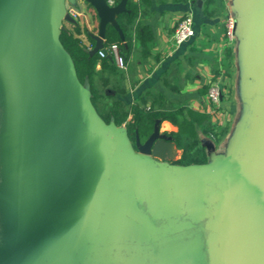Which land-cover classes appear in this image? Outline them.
<instances>
[{"label": "water", "instance_id": "water-1", "mask_svg": "<svg viewBox=\"0 0 264 264\" xmlns=\"http://www.w3.org/2000/svg\"><path fill=\"white\" fill-rule=\"evenodd\" d=\"M74 1L0 0V264H63L71 258L83 242L99 188V183L85 180L86 171L76 170L75 164L81 167L87 161L78 152L104 155L111 160V168L115 160L132 154L126 128L102 123L69 59L60 56L58 37L65 30L63 24H77L66 12V4ZM82 1L99 20L98 34L91 35L95 41L91 55L106 52L109 25L125 41L117 17L127 11L128 0L115 7H109L106 0ZM160 124L155 123L144 144L136 135L142 156L173 157L176 144L160 132ZM225 164L239 170L241 190L243 169L227 158L211 166L170 171L162 178L170 186V178ZM82 199L88 203L86 212L67 237L70 205ZM235 228L239 231V222ZM243 234V250H264L258 244L264 242V222L255 214L249 220L244 216ZM255 235L263 237L252 238ZM126 249L137 254L125 258L123 264H201L187 251L156 256L149 247ZM233 250L239 252V240ZM243 258L241 264H257L252 255ZM235 264H239V254Z\"/></svg>", "mask_w": 264, "mask_h": 264}, {"label": "flooded vegetation", "instance_id": "flooded-vegetation-1", "mask_svg": "<svg viewBox=\"0 0 264 264\" xmlns=\"http://www.w3.org/2000/svg\"><path fill=\"white\" fill-rule=\"evenodd\" d=\"M254 2L261 32L264 28V0ZM154 127L155 124L148 136L140 137L142 144L153 133ZM128 141L132 154L115 160L114 167H110L111 160L104 161L99 157H93L90 162L85 160L83 164L85 180L99 183L96 189L98 200L102 197V202L109 205L110 213L106 215V224H102L107 231L92 241L83 240V245L68 259L69 264H123L125 258L137 254L128 251L126 246L149 247L156 256L165 251H187L201 264H235L238 254L239 264L245 261V255H252L257 264H264L263 249L243 250L244 216L249 220L253 213L264 222V170H259L258 160H252L249 175L245 171L241 190L240 172L233 165V169H228L224 175L210 170L170 178L168 186L162 177L170 171L211 166L217 162L182 166L179 161L183 154L165 160L146 157L139 153L136 138L128 136ZM252 152L251 149V154L247 155L250 159L252 154L254 158L264 156L261 151L259 154ZM231 159L239 163V159ZM93 163L100 166L96 168ZM256 178L262 179L261 184L255 181ZM155 193L160 199L154 197ZM246 208L249 209L243 214ZM237 222L239 231L235 228ZM168 226L170 229L166 228ZM132 228L137 230V236ZM255 237L263 236H252ZM237 240L239 252L233 250ZM258 244L264 248V242Z\"/></svg>", "mask_w": 264, "mask_h": 264}, {"label": "crops", "instance_id": "crops-1", "mask_svg": "<svg viewBox=\"0 0 264 264\" xmlns=\"http://www.w3.org/2000/svg\"><path fill=\"white\" fill-rule=\"evenodd\" d=\"M79 1L81 8L77 9L80 15L77 22L97 35L99 30L95 29L99 20H93L94 9L87 2ZM134 1L144 2L140 24L150 26L154 42L146 59L141 57L136 44L123 70L125 79L120 81L125 95L118 94V91L113 95L118 94L117 98L129 106L143 92L152 90L165 97L173 110L183 107L204 114L205 87L211 78L218 79L224 90L223 106L229 113V121L224 128L226 132L219 137L221 142H213L212 148L206 150L207 162L239 159L244 173L247 168L251 171L250 157L242 156V128L252 118L250 114L259 107V103L255 104L253 100L257 98L253 93L256 76L264 82V28L262 33L259 32V13L254 0ZM187 13L193 15L196 35L176 47L172 36L182 16ZM225 16H231L237 22L236 41L233 48L221 49ZM84 44L88 51L94 48L87 40ZM97 70H100L99 65ZM160 128L162 134L178 132V128L167 121L161 122ZM205 137L201 136L202 142ZM175 150L174 156L183 154L177 146ZM261 169L264 170V167L259 166Z\"/></svg>", "mask_w": 264, "mask_h": 264}, {"label": "trees", "instance_id": "trees-1", "mask_svg": "<svg viewBox=\"0 0 264 264\" xmlns=\"http://www.w3.org/2000/svg\"><path fill=\"white\" fill-rule=\"evenodd\" d=\"M120 1L118 0V3ZM143 3L128 0L127 11L117 17L125 37L124 42L114 27L109 25L106 29V46L117 44L126 66L136 44L139 46L141 57L146 59L150 56L154 42L150 26L140 24ZM96 18L98 19L97 15ZM91 35L92 32L86 25H80L78 22L69 24L66 31H62L58 37V50L69 59L77 81L87 90L93 109L102 123L106 126H125L129 138L135 139L137 134L140 137L148 136L156 121L170 122L178 128V132L171 133L169 137L183 150L179 164H206L207 153L201 136L210 137L214 132L210 117L183 107L173 110L165 97L152 90L143 92L136 102L126 105L117 98L118 94L125 95L120 85V81L125 79V73L116 66L112 58L101 59L99 54H90L84 41L87 40L94 47L95 41ZM207 89L205 87L206 93ZM113 92L118 94L114 96Z\"/></svg>", "mask_w": 264, "mask_h": 264}, {"label": "rangeland", "instance_id": "rangeland-1", "mask_svg": "<svg viewBox=\"0 0 264 264\" xmlns=\"http://www.w3.org/2000/svg\"><path fill=\"white\" fill-rule=\"evenodd\" d=\"M70 3V2H69ZM77 4V5H76ZM69 6H73L76 10L80 9V1L79 0H75L74 3H70V4H66V8ZM92 9V7H91ZM93 20L94 22H97V18L95 15V11L93 12ZM64 26H69V23H64ZM60 56L62 58H64L65 56L63 54H60ZM255 86H254V90L253 93L256 94L257 98H253L255 104L259 103V107L257 109H255L253 111V113L250 114V116L252 117L250 120H248L244 126H243V138H242V143H241V148H242V152H244V155H248L251 151V149L254 151L252 153H258L259 151H261V153L264 155V82L261 81L259 79V76H256L255 79ZM255 91V92H254ZM254 94L252 96H254ZM108 102V101H106ZM222 129H218V132L216 133V137L215 139H212L211 137H205L203 138L204 141L202 142L205 146V149L208 151V149L211 147L212 148V143H219L221 142L220 140V136L221 134L223 135L224 129L221 131ZM226 130V129H225ZM262 141V142H261ZM79 155L83 156V158L87 157V161H91L93 159V157L91 156V154L88 153H83V150H81V153L78 152ZM251 154V153H250ZM99 157V156H98ZM106 156H102L101 158L99 157V159L101 160H106L105 159ZM254 154H252L251 156V162H250V167L252 166V160L256 159L258 160L259 166L260 168L264 167V156L263 158H254ZM82 164V162H81ZM92 164V162L90 163ZM94 166L96 168H98L96 166L95 163H93ZM98 164L99 161H98ZM76 166V170L81 171L83 173V170H85V168H83V164L80 165L75 164ZM101 171V168H99ZM233 169L232 165H223L221 168L219 169H215V172H217L218 174H223L228 172L229 170ZM262 170V169H261ZM250 168H247L246 173L247 175H249ZM255 181L257 183L262 182V179L256 178ZM262 188L264 189V185H262ZM160 199V196L158 194L155 193V196ZM161 203L163 204V202L161 201ZM72 207V215L69 218L68 222L70 223V227H69V231L68 234L66 235L67 237H69L74 229V227H76L77 223H79V221L81 220L82 214L83 212H86V208L88 206V203L86 204L85 201L82 199L79 202L74 201L71 205ZM109 205H105L102 202V197L94 204L92 213H91V217L88 221L87 224V230L84 236V241H92L94 239H97V237L102 236V233H104L105 231H107L105 229V226L102 224H106L105 219H106V215L108 214V212L110 213V208L108 207ZM86 207V208H85ZM116 216V215H115ZM110 218V216H109ZM109 223H111L110 221H108ZM103 226V229L102 227ZM167 229H170V227H166ZM133 233L135 236L138 235L137 230L134 228H132ZM162 230H164L162 228ZM83 245V244H82ZM83 247V246H82ZM81 247V248H82ZM73 260V259H72ZM66 264L70 263V260L66 261Z\"/></svg>", "mask_w": 264, "mask_h": 264}, {"label": "built area", "instance_id": "built-area-1", "mask_svg": "<svg viewBox=\"0 0 264 264\" xmlns=\"http://www.w3.org/2000/svg\"><path fill=\"white\" fill-rule=\"evenodd\" d=\"M191 2L192 0H187ZM107 5L109 7H115L118 4V0H106ZM71 3V2H70ZM68 2V4H70ZM67 14H69L72 18L77 20L80 15L77 10L73 6H69L66 8ZM225 32L221 41V49L224 48H233L234 43L236 41V20L231 16H225L223 20ZM65 27V26H64ZM66 31V28L65 30ZM194 30V19L192 14H185L182 16L179 21L173 36L172 41L174 46L179 47L186 42L190 41L195 37ZM106 52L100 51L98 54L101 59L110 56L116 66L121 69H126V64L123 56H121L119 52V46L117 44H112L110 46H106ZM222 51V50H221ZM207 93L205 97V105L203 109V113L209 115L211 117V125L214 127V132L210 135L212 139H215L216 133L218 129H224L229 121V113L225 110L224 103V90L222 89L221 82L218 79L211 78L207 85Z\"/></svg>", "mask_w": 264, "mask_h": 264}]
</instances>
